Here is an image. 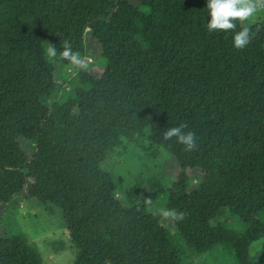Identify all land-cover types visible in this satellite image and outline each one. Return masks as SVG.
Returning <instances> with one entry per match:
<instances>
[{
    "label": "trees",
    "instance_id": "obj_1",
    "mask_svg": "<svg viewBox=\"0 0 264 264\" xmlns=\"http://www.w3.org/2000/svg\"><path fill=\"white\" fill-rule=\"evenodd\" d=\"M206 4L0 0V204L21 193L59 207L77 249L71 264H192L217 244L236 264H264V21L209 33ZM245 26L252 39L237 50L233 35ZM87 38L103 70L77 71L54 99L63 68L46 43L59 53L67 39L83 56ZM181 122L197 133L194 152L160 139ZM145 128L180 168L170 209L185 212L182 221L125 204L101 167ZM259 240L254 261L249 246Z\"/></svg>",
    "mask_w": 264,
    "mask_h": 264
},
{
    "label": "rangeland",
    "instance_id": "obj_2",
    "mask_svg": "<svg viewBox=\"0 0 264 264\" xmlns=\"http://www.w3.org/2000/svg\"><path fill=\"white\" fill-rule=\"evenodd\" d=\"M262 21L264 13H259L245 23L250 25ZM83 56L93 72L103 70L104 61L91 39L85 44ZM59 60L63 72L58 75V92L54 99H62L70 91L69 81L77 73L68 61L60 56ZM20 144L29 154L34 151L33 141L22 138ZM101 167L109 172L116 184L118 197L127 205L144 211L160 212L179 202L177 195L171 193V184L180 168L166 148L151 140L149 128L124 136L122 143L108 151ZM196 181L198 178L194 176L191 183L195 184ZM42 186L39 184V187ZM149 199L152 201L150 205L146 204ZM224 218L235 220L229 213ZM163 221L178 240L172 224L165 219ZM237 225L241 226L239 223ZM261 243V240L254 241L249 246L251 260L259 258ZM0 244V264H71L77 255L61 209L52 206L50 210L35 196L25 197L21 193L15 194L11 202L0 204ZM191 263L236 264L235 252L223 244H217L209 253L193 255Z\"/></svg>",
    "mask_w": 264,
    "mask_h": 264
},
{
    "label": "clouds",
    "instance_id": "obj_3",
    "mask_svg": "<svg viewBox=\"0 0 264 264\" xmlns=\"http://www.w3.org/2000/svg\"><path fill=\"white\" fill-rule=\"evenodd\" d=\"M207 13L210 19L206 23L209 33L234 31L237 23L244 24L246 21L256 17L259 13H264V0H207ZM251 35L248 27H241L233 35V47L237 50L244 49L251 42ZM62 50L59 51L61 59L68 61L70 66L77 71H87L89 68L88 60L80 52L74 51L71 42L65 39L61 44ZM45 55L49 58H56L57 48L46 43ZM186 122H181L176 126L166 128L160 133L162 142L175 140V143L182 146V150L191 153L198 148V136L193 130H187ZM151 199L146 204H151ZM158 216L172 221H182L186 217L183 211L176 209H166L156 213Z\"/></svg>",
    "mask_w": 264,
    "mask_h": 264
}]
</instances>
